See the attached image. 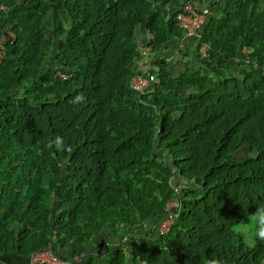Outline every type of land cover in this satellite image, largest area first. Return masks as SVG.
Returning a JSON list of instances; mask_svg holds the SVG:
<instances>
[{
    "label": "trees",
    "instance_id": "16d2710c",
    "mask_svg": "<svg viewBox=\"0 0 264 264\" xmlns=\"http://www.w3.org/2000/svg\"><path fill=\"white\" fill-rule=\"evenodd\" d=\"M185 3L209 13L190 37L199 67L172 76L158 51L182 38ZM0 5V260L264 264V241L232 229L264 206V0ZM241 46L254 61L236 75Z\"/></svg>",
    "mask_w": 264,
    "mask_h": 264
},
{
    "label": "built area",
    "instance_id": "2783aa9c",
    "mask_svg": "<svg viewBox=\"0 0 264 264\" xmlns=\"http://www.w3.org/2000/svg\"><path fill=\"white\" fill-rule=\"evenodd\" d=\"M0 8L2 6L0 5ZM209 10L207 7L197 9L190 3H185L178 8L174 14L175 24L182 30V37L190 38L198 34V29L205 21V18ZM8 34H10L8 32ZM2 38V37H1ZM205 44L202 43L199 46V55L200 57H205ZM248 53V49L245 46H242L239 50V54L235 58H238L242 61H247V58H244V54ZM242 54V55H241ZM60 77L64 78L65 74H58ZM153 80V75L150 74L147 70H143L140 74L134 75L130 79V86L137 91H141ZM165 217L160 221L161 226L158 228L157 232L165 231L168 227L169 222L172 220L174 214L173 212L167 210ZM29 264H72V261L61 259L54 255L51 251L47 249H42L31 253L28 257Z\"/></svg>",
    "mask_w": 264,
    "mask_h": 264
},
{
    "label": "rangeland",
    "instance_id": "374dc122",
    "mask_svg": "<svg viewBox=\"0 0 264 264\" xmlns=\"http://www.w3.org/2000/svg\"><path fill=\"white\" fill-rule=\"evenodd\" d=\"M261 7H262V5H261ZM61 17L67 18L66 15L61 16ZM43 21H44L45 26L51 28L53 22L49 18H44ZM64 25L67 26L68 23L66 22ZM135 36H136L135 41H139V40L143 39L142 34H135ZM192 44H193L192 39H190V38H179L178 40H174V41L172 40V42L168 43L167 45H165L164 48L162 47V49H160L158 51L161 58L165 59L168 66L170 67L172 76H176L177 74L182 72L185 68L196 69L199 67L197 63H194L190 60V58H192L194 56V53H195ZM144 49L148 50L149 47H145ZM46 60H48V57H46ZM235 61H237L238 63H236V65H234L231 68V71L234 74L239 75V73L243 69L248 68L249 63L253 62L254 60L250 59L248 62H245V61H242L238 58ZM200 72H204V70L200 69ZM207 73H209V72H207ZM250 153H251V151L248 148V146L243 145L239 149H237L233 154L235 157H240L244 154H250ZM172 203H174V202H172ZM169 205H172L171 202L169 203ZM250 217H251V214L245 220H242L241 222L237 223L236 225H234L232 227V229L234 231L239 232L241 234V236L243 237V240L248 245H251L253 242V239L255 238V236H254L255 229L251 227ZM160 226H161V223L159 222L157 227H156V230H158V228H160ZM118 230H120V229H118ZM114 238L117 239V238H120V236L114 237V235H113V239ZM121 238H123L125 240L129 239V238H126L125 235H123V237H121ZM122 241H124V240H122ZM95 243H96V241H93V244H95ZM128 248L129 247H127V246L125 247V250H127L126 251L127 257H129L128 256L129 255Z\"/></svg>",
    "mask_w": 264,
    "mask_h": 264
},
{
    "label": "clouds",
    "instance_id": "9594fccd",
    "mask_svg": "<svg viewBox=\"0 0 264 264\" xmlns=\"http://www.w3.org/2000/svg\"><path fill=\"white\" fill-rule=\"evenodd\" d=\"M248 53H249V50H248ZM244 58H247V61L245 62H248L250 60L247 56H244ZM263 72H264V69H263ZM80 98L82 97H78V99ZM250 221H251V227L255 229L254 231L255 238L260 241H264V206H257L255 208V211L252 212L251 214Z\"/></svg>",
    "mask_w": 264,
    "mask_h": 264
},
{
    "label": "crops",
    "instance_id": "0c3cea01",
    "mask_svg": "<svg viewBox=\"0 0 264 264\" xmlns=\"http://www.w3.org/2000/svg\"><path fill=\"white\" fill-rule=\"evenodd\" d=\"M200 30V28L198 29V31ZM135 34H142L143 35V39H141V40H139V41H136V43H138V44H142L144 41V39H145V35H144V33H141L140 32V30L138 29V28H136L135 29V32H134V36H135ZM136 37V36H135ZM182 38H185V37H182ZM177 40H178V38H177ZM146 47V46H145ZM145 47H143V50H144V52H146V50L144 49ZM144 55H142L138 60H137V65H136V68L137 69H141L142 67H144V66H147V64H148V59H147V57H146V54L145 53H143ZM171 202V204L172 205H169V203ZM172 202H174L173 200L172 201H169L168 203H167V205H166V208H168V209H170L171 207H173L174 206V204H175V202L174 203H172ZM122 240H124L123 238H122ZM14 260H15V258H13V256H2V260H0V264H17L16 263V261L18 260H16L15 262H14ZM21 260V262H22V264H29V259L27 258L26 260H22V259H20L19 258V261Z\"/></svg>",
    "mask_w": 264,
    "mask_h": 264
},
{
    "label": "bare ground",
    "instance_id": "6f19581e",
    "mask_svg": "<svg viewBox=\"0 0 264 264\" xmlns=\"http://www.w3.org/2000/svg\"><path fill=\"white\" fill-rule=\"evenodd\" d=\"M208 15V14H207Z\"/></svg>",
    "mask_w": 264,
    "mask_h": 264
}]
</instances>
